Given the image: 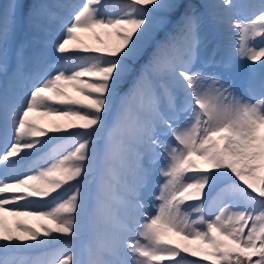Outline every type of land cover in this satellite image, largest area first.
<instances>
[{"label":"snow or ice","instance_id":"obj_1","mask_svg":"<svg viewBox=\"0 0 264 264\" xmlns=\"http://www.w3.org/2000/svg\"><path fill=\"white\" fill-rule=\"evenodd\" d=\"M188 256L264 264V0H4L0 264Z\"/></svg>","mask_w":264,"mask_h":264},{"label":"rangeland","instance_id":"obj_2","mask_svg":"<svg viewBox=\"0 0 264 264\" xmlns=\"http://www.w3.org/2000/svg\"><path fill=\"white\" fill-rule=\"evenodd\" d=\"M4 0H0V3H3ZM76 2H82V0H76ZM243 18V17H241ZM80 39L83 41V44L89 47L105 49L114 46L118 43L114 36L109 35L107 30L97 29L93 32L79 33ZM99 37V41L97 40ZM257 46H259L260 41L255 42ZM241 65H245L246 61H240ZM69 96L75 99H81L78 93H76L72 88L66 89ZM29 120L33 122L36 126L44 129H48L52 127L54 124H66L71 121V118H63L60 119L55 116H42L40 113H31L29 116ZM7 225L14 230V222L17 218L6 216L5 217ZM25 224L28 227L39 229L41 223L47 224V221H37L31 218L21 217ZM168 243L177 245L178 247H183L188 245L191 249L195 250L197 248L206 247L200 244L199 241H186L181 236H177L175 234L170 233L167 237ZM42 250H36L34 254H31L33 258L40 256ZM187 255V254H184ZM189 260H195L196 264H207L206 261L200 260L198 256H188ZM167 264V262H165Z\"/></svg>","mask_w":264,"mask_h":264},{"label":"bare ground","instance_id":"obj_3","mask_svg":"<svg viewBox=\"0 0 264 264\" xmlns=\"http://www.w3.org/2000/svg\"><path fill=\"white\" fill-rule=\"evenodd\" d=\"M69 88V87H68ZM71 88V87H70ZM58 118H60V117H58ZM60 119H63V118H60ZM35 252V251H34ZM34 252H32V253H29L28 255H31V254H34Z\"/></svg>","mask_w":264,"mask_h":264}]
</instances>
